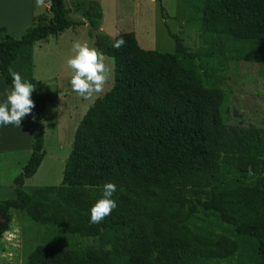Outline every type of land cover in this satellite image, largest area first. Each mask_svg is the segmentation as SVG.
<instances>
[{
  "label": "trees",
  "instance_id": "16d2710c",
  "mask_svg": "<svg viewBox=\"0 0 264 264\" xmlns=\"http://www.w3.org/2000/svg\"><path fill=\"white\" fill-rule=\"evenodd\" d=\"M182 1L200 22L204 47L193 53L171 33V54L139 48L131 32L115 36L126 43L113 48V38L92 33L101 18L96 1L79 3L84 21H73L62 0H44L48 23L36 20L19 37L0 38V76L8 88L10 71L32 83L36 42L84 24L94 47L113 62L112 86L77 124L60 183L26 193L24 181L45 154L40 115L56 93L31 97L35 107L24 118L31 152L12 180L13 196L0 200V239L8 210L20 209L34 223L96 246L80 245L76 254L55 237L37 245L25 264H264V130L224 123V92L204 86L193 69L201 56L264 63V0ZM222 172L235 182H217ZM195 176L196 184H184ZM108 182L116 185L117 207L91 224L90 209Z\"/></svg>",
  "mask_w": 264,
  "mask_h": 264
},
{
  "label": "rangeland",
  "instance_id": "374dc122",
  "mask_svg": "<svg viewBox=\"0 0 264 264\" xmlns=\"http://www.w3.org/2000/svg\"><path fill=\"white\" fill-rule=\"evenodd\" d=\"M93 1L99 4L101 18L98 29L92 33L98 32L112 39L115 33L131 32L139 48L160 53L171 54L174 51L169 33L180 38L188 52L193 53L204 47L200 37L198 15L182 0H62L67 17L73 21H84L77 5ZM50 17V13H47V16L39 17L37 20L46 24ZM89 31L87 24L66 29L55 38H48L47 43L40 42L34 50L32 84L35 85V91L31 97L55 92L57 101L46 104L43 109L42 123L45 128L43 150L46 156L38 170L24 181L23 191L26 193L36 186H56L60 183L77 124L93 101L112 86L113 62L107 57L106 64L111 73L103 92L86 100L71 90V70L66 66V61L72 55L74 41H86L94 47ZM193 69L204 86L217 87L224 92L226 100L221 107L224 123L264 130V63L220 64L211 58L201 56L194 61ZM256 177L257 175L253 176L252 180ZM235 179L232 174L222 172L217 182L231 184ZM189 181L196 184L197 176L188 178L184 184ZM2 184L5 183L2 181ZM12 218L15 228L19 229L20 235L24 237L25 244L22 253L20 251L16 253V249L21 248V242L16 243L11 254L0 259V264H22L24 259L22 255H26L34 244L38 245L45 240L55 242L52 240L55 237L76 254L79 253L76 247L80 245H84V248L96 246L93 239L64 235L60 228L34 223L22 214L13 212Z\"/></svg>",
  "mask_w": 264,
  "mask_h": 264
},
{
  "label": "clouds",
  "instance_id": "9594fccd",
  "mask_svg": "<svg viewBox=\"0 0 264 264\" xmlns=\"http://www.w3.org/2000/svg\"><path fill=\"white\" fill-rule=\"evenodd\" d=\"M36 4L43 6L44 0H36ZM118 35L119 33H115L113 36L112 47L115 49H120L126 43L123 37L116 39L115 36ZM71 51L72 55L66 61V66L71 70V90L86 100L103 92L111 73V69L106 64L108 58L86 41H74ZM9 75L12 84L11 88L5 89V99L0 102V125L20 127L21 121L26 115H30L35 107L31 99L35 85L25 80L17 71H10ZM247 175L250 177L256 175L251 166L247 170ZM116 190L114 183L108 182L103 185L102 197L90 209L91 224H100L116 209L117 203L112 199Z\"/></svg>",
  "mask_w": 264,
  "mask_h": 264
},
{
  "label": "crops",
  "instance_id": "0c3cea01",
  "mask_svg": "<svg viewBox=\"0 0 264 264\" xmlns=\"http://www.w3.org/2000/svg\"><path fill=\"white\" fill-rule=\"evenodd\" d=\"M47 13L49 12L48 4L46 2H44L43 6H37L36 0H0V38L5 35H10L15 38L19 37L26 28L35 24L37 18L47 16ZM55 36H48L46 39L36 42L33 45L32 60L36 46H39L38 44L40 42L47 43L48 38H55ZM33 73L34 69H32V82H34ZM5 89L9 88L4 84L0 76V102L5 99ZM55 101H57V98ZM42 114L43 111L40 115L41 123L43 116ZM43 130L45 134L44 125ZM31 145V134L29 129L24 124V119L21 121L20 127H16L14 125H0V200L8 199L13 196L11 188L12 180L20 172L22 166L26 163L31 152ZM45 156L46 154H44L38 168L40 167ZM2 181L5 184H2ZM13 212L22 214L27 220L31 221L23 210H8L9 224L7 230L2 233L0 239V259L6 258L8 254H11L12 249H15L16 243L20 244L21 242V248L20 250L17 248L16 253L19 251L22 253V249L25 244L23 241L24 237L21 236L22 234L20 235V230L15 228L12 222ZM43 243L44 242L39 243L38 245ZM36 246L37 245L34 244V246L26 255H22L24 258L22 264H25L27 256L34 250Z\"/></svg>",
  "mask_w": 264,
  "mask_h": 264
}]
</instances>
